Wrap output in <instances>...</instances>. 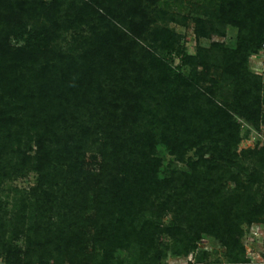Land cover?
<instances>
[{"label": "trees", "instance_id": "1", "mask_svg": "<svg viewBox=\"0 0 264 264\" xmlns=\"http://www.w3.org/2000/svg\"><path fill=\"white\" fill-rule=\"evenodd\" d=\"M156 1L0 0V184L37 174L12 209L0 198L5 264H122L118 249L129 264H161L203 235L230 264H251L243 225L264 221V149L237 151V117L264 123V74L248 67L264 45V0H221L209 29L199 19L200 36L228 24L238 36L179 53L187 73L149 47L178 42L156 24ZM160 144L187 169L164 171Z\"/></svg>", "mask_w": 264, "mask_h": 264}, {"label": "rangeland", "instance_id": "2", "mask_svg": "<svg viewBox=\"0 0 264 264\" xmlns=\"http://www.w3.org/2000/svg\"><path fill=\"white\" fill-rule=\"evenodd\" d=\"M221 0H157L152 3L150 9L155 10L153 16L156 19V24L167 26L168 29L177 37L178 42L172 49H165L160 44H151L150 49L162 59L172 60L175 67H182V71L187 73L192 66L183 65L180 54L187 52L192 55H198V48L209 47L211 41L225 42L229 46H234L237 36L238 28L228 24L225 26V35H220L217 32H212L211 38L200 36L199 31L203 24L199 23V19L206 22L208 29L212 24L219 25V6ZM67 39L70 40L71 34H68ZM13 44H23L22 41L12 39ZM145 46L147 42L142 41ZM248 67L251 72L257 75L264 74V45L258 52L253 53L249 57ZM200 68V67H199ZM23 104V103H22ZM34 111L30 112L32 116ZM38 112V111H37ZM35 114L36 118L43 114ZM240 123V142L237 147L238 152L249 149H264V123H260L259 127H255L244 119L237 117ZM33 145V144H32ZM34 151L31 153L34 154ZM158 155L163 158L164 171H168L169 163L173 162L175 157L171 155L164 144L158 145ZM98 159H96V157ZM188 156L195 157L193 151L188 152ZM101 157L95 151H87L85 155L86 166L90 169H98V163ZM246 167L249 168V162H245ZM173 166L187 169L184 162H173ZM37 183V174L33 171H24L18 176H11L4 178L0 184V198L8 202V208L12 209L13 199L20 196L19 191L29 190ZM264 192V185L262 186ZM164 224L171 221V214H168L162 219ZM244 234L242 242L246 248L247 257L251 260V264H264V221H255L252 224H244ZM162 240L166 243H172L167 235L162 236ZM16 243L23 245L22 240H17ZM197 249L185 254H174L172 250H168L161 264H230L225 256V248L214 237L203 235L198 242ZM207 252L209 255L204 262H197L198 253ZM116 262L122 260V264H129L130 257L126 249H118L116 253ZM0 264H5L3 255L0 254ZM66 264H69L66 262Z\"/></svg>", "mask_w": 264, "mask_h": 264}]
</instances>
